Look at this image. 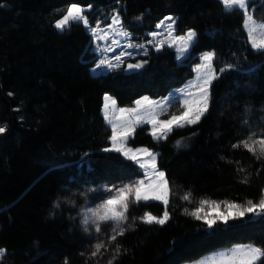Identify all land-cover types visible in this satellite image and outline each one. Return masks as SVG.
Listing matches in <instances>:
<instances>
[{"label": "trees", "instance_id": "16d2710c", "mask_svg": "<svg viewBox=\"0 0 264 264\" xmlns=\"http://www.w3.org/2000/svg\"><path fill=\"white\" fill-rule=\"evenodd\" d=\"M72 4L91 7V25L118 8L133 44H144L167 16L175 19L177 35L191 29L196 38L183 61L169 47L148 48L133 59L147 61L136 73L93 75L85 28L73 23L61 32L54 26ZM249 7L264 22V0H250ZM243 21L219 0H0V248L6 250L0 264H182L238 243L264 249V216L246 213L209 229L185 213L202 200L244 205L263 195L264 155L243 147L247 131L240 120L244 106L264 102V51L252 49ZM204 52L215 53L217 73L207 112L163 140L141 127L128 142L158 153L169 218L145 223V213L161 217L166 206L131 202L124 234L114 241L106 236L105 254L92 257L68 213L53 212V205L65 199L66 189L125 183L139 175L131 160L103 151L111 132L100 114L103 95L120 106L143 95L164 97L192 77L191 66ZM228 64L234 67L221 73ZM208 153L215 155L212 161ZM218 156L227 162L224 170L202 175L197 163L216 167ZM186 194L190 200L183 199Z\"/></svg>", "mask_w": 264, "mask_h": 264}, {"label": "snow or ice", "instance_id": "6c2138e0", "mask_svg": "<svg viewBox=\"0 0 264 264\" xmlns=\"http://www.w3.org/2000/svg\"><path fill=\"white\" fill-rule=\"evenodd\" d=\"M223 5L224 9L231 12L233 10L239 11L244 18L243 27L247 32L248 41L251 44L252 49L256 51H264V22H257L253 12L249 11V0H219ZM167 22V23H166ZM73 23H81L88 29L93 36L94 40H106L109 37V31L111 30L116 35L121 37H128L130 34L122 30V23L120 16L118 14H113L111 17V24L107 25V28H102L100 23L94 27L90 26L89 18L85 15V9L76 4H72L66 9V14L55 22V28L64 31L69 28ZM175 20L172 17H165L159 24L157 28L167 27L169 30V35H171V30ZM119 26V27H117ZM153 37H156L158 33H151ZM196 38V33L193 30H188V32L178 37L180 41L178 52L182 56L189 47L193 44ZM113 44L119 46V41L113 40ZM151 43V42H149ZM162 46V44L157 45V50ZM171 46V45H170ZM128 48L141 47L143 45L134 46L131 43L127 44ZM97 51L102 53H107L109 51H114L112 45L109 44L104 48H97ZM132 53L120 52L111 58L106 55L104 58L100 59L97 67L105 66L109 70H114L119 68L121 64L124 63L122 59L124 56H131ZM215 53L208 52L203 54L201 59V64L197 65V71L202 72L198 76L197 81L189 85L188 89L181 90L184 96L189 95V89L196 88L198 90V97L195 98L191 103L188 99H184L181 102L182 111L179 115L172 114L168 119H159L160 115L166 113V105L170 102L169 98H166L163 102H156L149 100L147 97L142 98V100L136 101V108L133 109H119L121 113H131L126 123H122L119 126L109 120L112 128V134L109 137L111 141V147L103 149L105 152L115 151L123 155L126 159L132 160L135 164L139 165L141 169L144 170V177L148 178L150 175L154 178L153 180L140 179L132 183L126 184L118 189H108L110 194L109 198L104 200L98 208L91 210L90 215H86L83 221L84 224L93 223L95 224L96 231L99 233L101 231L100 224L102 222L112 221L116 225L113 227V235L110 240L114 241L117 236L124 234V228L120 225L127 219V210L130 202L138 203L140 201L158 200L165 204V211L162 217H156L149 213H145L144 217L141 219L145 223H157L164 224L169 218L167 211L168 205V193L169 189L167 187V181L165 180V174L156 168V155L150 152L148 149H131L126 147L127 139L132 136L135 128L141 124H151L152 125V136L154 139H164L173 130L174 127H185L187 125L197 123L200 118L208 110V100H209V87L214 79L217 78V73L213 69L212 64L214 60ZM179 58V56H178ZM147 61H141L134 64H128V69H139ZM234 65L228 64L224 68L220 69V72L232 69ZM105 105V119L108 120V108L109 105L115 109L116 100L111 96L105 95L104 97ZM149 106L145 109L144 113H141V109L144 106ZM194 105V106H193ZM159 107L160 112L154 111V108ZM5 131V127L0 126V133ZM255 134L249 135L248 139L242 141V145L248 151L256 154L257 150L264 155V136L260 138H254ZM179 143V141L177 142ZM239 145H233V147H238ZM141 154H143L146 159H141ZM87 155V154H85ZM151 170V171H149ZM184 200H190V194L183 196ZM205 205L210 208L219 209L220 204L214 201H200V207L195 211L188 212L185 209V213L193 216L197 220H202L209 229L213 228L217 222L227 223L230 219L242 218L246 213H251L255 216H264V195L261 196L258 202L254 203L252 200L247 201L246 205H238L231 202H224L225 212H217L215 216L210 217L208 213L201 215ZM87 231V229H85ZM103 243H97L95 245V251L91 253L92 256H96L100 253L101 249L104 248ZM119 251V248L116 249ZM6 250L0 249V258L5 255ZM65 264H68L67 260ZM108 264H112L109 260ZM196 264H264V249L254 246L252 244L238 245L226 252H219L212 256L203 258L196 262Z\"/></svg>", "mask_w": 264, "mask_h": 264}, {"label": "rangeland", "instance_id": "374dc122", "mask_svg": "<svg viewBox=\"0 0 264 264\" xmlns=\"http://www.w3.org/2000/svg\"><path fill=\"white\" fill-rule=\"evenodd\" d=\"M70 6L71 5H69L68 7H70ZM78 6H81V5H78ZM81 7H83L85 9V15L89 18L91 27H94L97 24V22H99L100 26L102 28L106 29L107 25L111 24L112 15L118 14V12H117L118 8H115L109 13V15L104 17V19L98 20V21L94 22L95 23L94 25H91V21H92L91 7L90 6H81ZM249 11L252 12V9L250 7H249ZM64 14H66V10L59 19H61ZM167 17H169V16H167ZM59 19H57V20H59ZM164 19H165V17L163 19H161L159 22H157V24H159ZM120 20H121V17H120ZM256 21L262 22V21H258V20H256ZM55 22H54V26H55ZM243 23H244V21H243ZM157 24H156L155 29L152 32H149L147 34L148 38L144 44H133L132 40H131L132 34L130 33V31L123 28V26H122V30L126 31L130 34L126 38L118 36L110 30L108 39H106V40H94L92 33L88 29H86L83 26V24H81L90 36V42H89L88 50H89V53L91 54V57L89 59V62L92 64L90 67L91 73L93 75H99V74H105V73H108L110 71H113V70L107 69L105 66L97 67V65L100 62V59L104 58L105 55L107 57L111 58L115 55H118L120 52L132 53L131 56H124L122 58L124 60V63L121 64L119 68L114 69V70H118V69L124 70L128 64L136 63L133 61V59L136 56L146 54L148 51V48L157 49L158 44H162V46L160 48L169 47V48L173 49L175 51V57L177 58L178 61H183V60L187 59L189 57V52H190L191 46L189 47L187 52H185L182 56H180V54L178 52V47H179L180 41L177 38L185 35L188 31L183 35H177L175 33V24H174L173 29L171 30V35H169V30L167 29V27L157 28ZM117 27H119V26H117ZM153 32L158 33V35L156 37H153L151 35V33H153ZM246 34H247V32H246ZM113 40L119 41V46H117L116 44H113L112 43ZM149 42H151V43H149ZM129 43H131L134 46L143 45V48H141V47L128 48L127 44H129ZM109 44L112 45V48L114 49V51H109L107 53H102V52L97 51V48H104V47L108 46ZM250 46H251V44H250ZM205 53H208V52H204V53H201L198 55V62L195 65L191 66V69L193 72L192 77L187 79L181 87L170 90L166 96L160 97V98H151L150 96L143 95V96L139 97L138 99L134 100L128 106H120L116 101L115 109H113V107L111 105H109V108L107 110L108 111V120L105 119V110H104L105 100H104V97H105V95H108V96H111L113 99H115V98L110 94H104L103 99H102L100 114L102 115L105 124L109 127V129L111 131L110 136L112 134V128H111V124L109 123V120L112 121L113 123H116L118 126L122 123H126L129 116L131 115V113H128V112L121 113L119 111V109L136 108L137 107L136 101L142 100V98H144V97H147L149 100L156 101V102H163V101H165L166 98H169L170 102L166 105L167 111L165 114L160 115L159 119H168L172 114L179 115L180 112L183 110L181 107V102L184 99H188L191 103L195 98L198 97V90L196 88L189 89V95L188 96H184L182 94L181 90L188 89L189 85L195 83L197 81L198 76L202 74V72L197 71V65L201 64L202 61H201L200 57ZM178 56H179V58H178ZM212 67H213V65H212ZM148 107L149 106L145 105L144 108L141 109V113L143 114L145 109ZM154 111L159 113L160 112L159 107L154 108ZM240 121H241V125L247 131V135H246L247 139H248L249 135H252L253 133L255 134L254 138H256V137L260 138L261 136H264V102H258L255 104H248L247 106H244L243 112H242V117H241ZM0 126H2L1 123H0ZM141 127H147V129H148L147 132L153 138V136L151 134L152 125L151 124H141L135 128V131L132 134V136H130L127 139V141H126V147L127 148H131L133 150L146 148L144 146L131 147L128 144L129 140L133 139V137L135 136L137 129L141 128ZM175 128H178V127H174L173 129H175ZM153 140L159 141V140H163V139H154L153 138ZM109 142H110L109 147H111L110 139H109ZM146 149H148V148H146ZM148 150L156 155L155 164H156V168L158 169V167H157L158 153L153 152L150 149H148ZM121 156L123 158H125L123 155H121ZM214 156L215 155L213 153H208L206 158H208V159L211 158V161H212ZM141 159H146V157L143 154H141ZM204 162H205V160H202V161L198 162L196 166H198L200 168V172L202 175H204V174H206V172H208V173H212V176H218L219 175L218 174L219 168L222 172L224 170L223 169L224 166L227 163L226 160L222 156H218L215 159V164L218 165L216 167H212V164L211 165L206 164L203 166V168H201V165H203ZM135 165L137 166V168L139 170V175H137L131 181H128L125 183H114V184H110V183H107L104 181H102V182L98 181V185H95L93 183H91V184L88 183V184L83 185L82 187L80 186V187H75V188H71V189H66L67 196L65 197V199H58L54 202L53 212L56 213V210H65V212L68 213V217L72 222L73 232H75L78 235L81 234L83 239L86 240L87 243L89 244L90 249L88 251H90L91 253L93 251H95V245L97 243H103L104 244L105 237L106 236L111 237L114 234L113 233V227H115L116 225L112 221L102 222L100 224L101 231L99 233L96 231L95 224H93L91 222L88 224L83 223L85 216L90 215L91 210L98 208L101 204H103L104 200L109 198L110 194H114V193H109L108 189H118L120 187H123L126 184L132 183V182H134L136 180H140V179H146V182H148V180L157 179V178L152 177L151 175L148 178H145L144 177V170L141 169L139 167V165H137V164H135ZM209 168H212L211 172H209ZM149 171H151V170H149ZM165 180H166V178H165ZM201 182H203V180L200 179V183ZM263 195H264V190H263ZM167 199H169V193H168ZM149 201H157L159 203L164 204L162 201H158V200H149ZM130 203H129V205H130ZM216 203H218V202H216ZM218 204L221 205V207L219 209H216L214 207L210 208L208 205H205L203 208V211L200 214L204 215L205 213H208L210 217H213L216 215L217 212H225L226 209L224 208V203H218ZM244 205H246V204H244ZM199 207H200V205L197 208H199ZM128 209H129V207H128ZM128 218H129V213L127 210V219L120 225V227L125 229L128 226V222H129ZM85 229H87V231ZM238 245H247V244L238 243V244H233L231 246L219 247L216 250L205 253L204 255H202L200 258H198L195 261L185 262L182 264H196L197 261H199L203 258L212 256V255L217 254L219 252H226V251H228V250H230V249H232ZM104 254H105V249L102 248L100 253H98L96 256H92V255L91 256L96 257V258H100ZM5 255H6V252H5ZM5 255L2 258H0V262H2Z\"/></svg>", "mask_w": 264, "mask_h": 264}, {"label": "water", "instance_id": "95a60500", "mask_svg": "<svg viewBox=\"0 0 264 264\" xmlns=\"http://www.w3.org/2000/svg\"><path fill=\"white\" fill-rule=\"evenodd\" d=\"M138 70H139V69H128L127 66H126V68L123 70V73H124L125 75H129V74H133V73L138 72Z\"/></svg>", "mask_w": 264, "mask_h": 264}]
</instances>
